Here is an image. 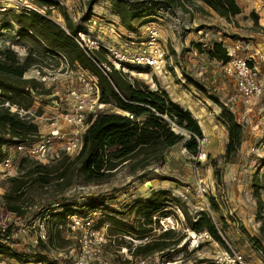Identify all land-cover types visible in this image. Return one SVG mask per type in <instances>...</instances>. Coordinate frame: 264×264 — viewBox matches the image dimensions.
<instances>
[{
    "label": "rangeland",
    "instance_id": "obj_1",
    "mask_svg": "<svg viewBox=\"0 0 264 264\" xmlns=\"http://www.w3.org/2000/svg\"><path fill=\"white\" fill-rule=\"evenodd\" d=\"M55 1L59 3V6H49L47 13L55 22L64 26L63 13H65L75 30L88 25L92 28L93 34L101 35L105 41L122 49L139 51L144 47L149 29L152 27L157 29L158 41L166 50L165 66L160 73L155 74L146 68L143 73L147 71V75L137 74L134 77L148 84L151 89L158 88L167 92L171 100L184 109H188L187 107L193 109L192 115L196 116L199 125L206 133L203 144L206 158L195 162L189 152H182L181 141H179L163 151L162 161L152 155H146L135 164L129 161L121 165L102 183L72 184L65 191V198L59 199L74 204L76 202L77 204L103 203L104 207H85L82 212L76 209L77 211L71 215L90 221L89 227L80 229L84 232L81 239H77L66 224L61 228L62 237L67 241L61 242L62 247L52 246L49 249L36 242L38 236L46 240L45 236L41 237L46 233L42 223L38 217H32L37 211L36 205L28 206L23 217L3 207L1 195L8 186L6 178L16 175L18 173L16 169L14 173L0 179V227L11 225L14 229L12 234L14 242L9 247L18 256L9 257L0 253V264H114L111 260H114L116 264H226L216 257L226 249L224 245L212 237L209 240L197 239L192 235L191 230L182 227L183 218L176 203L183 204L191 216L204 210L217 223L225 220L227 227L223 238L226 246L229 247L228 244H230L234 250L241 253L247 264L259 261H261L260 264H264V251L258 248V245L249 237H259L260 222L256 219L253 209V207L256 209V201L252 194L251 180L253 173L257 171V182H264V122L260 123L257 129L251 130L250 120L244 121L246 132H244L243 142L234 158L224 162L222 153L227 139V134L224 133L226 127L218 118L220 108L215 100L235 109L240 116L243 104L233 79L222 71L221 61L210 58L206 50L212 47L213 41L220 38L223 40L221 42L227 45L231 40L245 36L230 31L229 28L226 29L225 23L214 13L200 11L195 5V0L188 4V11L176 9L170 13L161 10L157 15L145 17L144 23L135 32H130L120 25L118 16L113 13L111 4L107 0H94L90 8L88 5L91 0ZM237 1L240 4V0ZM253 1L242 0L249 5L253 4ZM258 4L257 9L260 11L264 8V0H258ZM245 15L238 16L243 24H245ZM9 18V13L0 12V47L10 46L17 55L23 57L27 46L25 49L18 36V27L16 25L11 28L2 27ZM250 21H252L251 18ZM199 28L201 32L197 30ZM260 33V36L264 37V30ZM227 36L228 38H225ZM247 39L250 38L247 37ZM200 42L207 44L204 47L200 45L202 51L195 47V44ZM29 46L31 44H28ZM56 60L54 58L52 62ZM31 69L26 72V75H34ZM189 77L201 81L203 89L194 85ZM49 85L52 86L50 89L52 88L53 91L54 85ZM56 88L59 89L58 86ZM52 98L43 95L37 97L41 105L39 114L46 116L52 112L46 105ZM35 119L40 127L45 129L44 123L48 121L43 123L41 119ZM209 127L214 128V133L208 132ZM180 133L187 135L186 130ZM202 188H205L203 193L200 190ZM152 189L166 190V195L176 200L168 205L167 208L172 213L160 220L161 228L175 227L180 232L186 231V239L189 243L184 249L172 254L173 258L167 263H161L158 257L147 258L143 262L142 258L132 257L129 262L123 263V258L130 257L127 248L121 245L119 251H116L114 246H110L111 248L105 246L103 250L104 245L109 241L108 228L104 225L95 230L91 224H96V219L102 216V213L112 210L121 211L120 216L126 222H134L137 202L149 196ZM260 192L264 199V188H261ZM210 196L217 203V209L211 208ZM155 230L158 233L161 229ZM119 234L117 232L112 235L113 239ZM118 238L117 240H120ZM129 241L135 243L139 240L125 236L124 242L128 244ZM260 241L264 246V239ZM198 242H202L201 245L194 248ZM100 247V258L106 263H96L94 258L89 257ZM102 254L105 255L102 256ZM43 255L47 259L41 260ZM166 257L169 258V254H166Z\"/></svg>",
    "mask_w": 264,
    "mask_h": 264
},
{
    "label": "trees",
    "instance_id": "obj_2",
    "mask_svg": "<svg viewBox=\"0 0 264 264\" xmlns=\"http://www.w3.org/2000/svg\"><path fill=\"white\" fill-rule=\"evenodd\" d=\"M93 1L89 2V8ZM107 1L110 2L113 13L118 16L120 25L130 32H135L144 23L145 17L157 15L161 10L170 13L176 9L188 11V4L193 0ZM195 1L200 11L211 10L226 20L242 12L237 0ZM36 3L45 5L46 13L49 12V6H59L55 0H36ZM5 13H9L10 18L2 27L11 28L16 25L18 36L24 47L27 46V49L25 47L27 51L21 57L10 46L0 47V159L5 155L6 145L14 142H33L38 135V126L31 117L20 116L17 112L10 111L4 102L8 101L9 104L28 109L34 103L33 93L36 95L50 93L49 88H45L34 77H25V73L34 66L51 63L54 59L53 55L57 53L64 54L70 63L78 62L97 74L101 102L112 103L122 111L133 114L131 118L122 112H98L91 118L83 135L82 148L77 154L73 156L62 154L47 163L23 156L18 160V173L6 178L8 186L1 195L3 207L23 217L28 206L36 205L37 211L32 217H38L46 231L44 234L46 240L38 236L37 244L46 249L52 246L62 247L61 242L67 239L62 237L61 226L68 223V217L74 214L76 209L82 212L85 207H104L103 203L74 204L62 201L59 198H65L64 193L69 186L102 183L121 165L129 161L135 164L146 155H152L162 161L163 151L179 141L187 152L196 155L198 142L195 136L201 138L203 133L191 111L172 101L167 92L158 88L151 89L148 84L135 78L130 80L127 74L117 69H112L108 73V79L70 36L83 28L78 27L75 30L65 13H63L65 27L37 12ZM249 16L254 23L257 22L256 12L250 11ZM28 44L31 46L28 47ZM195 47L202 51L199 43L195 44ZM207 54L210 58L221 62H226L229 58L220 41H213ZM95 55L99 61L101 55L98 52ZM189 79L198 88L203 89L201 81L191 77ZM215 101L220 108L218 118L227 131L222 158L224 162H228L234 158L243 142L244 125L236 118L231 108L218 100ZM164 116L173 119L178 126L187 131V135L171 130ZM251 187L256 201L255 217L260 225L259 237H249L264 251L260 241L264 239V199L260 192V189L264 188V182H257V171L253 173ZM166 193V190L152 189L149 196L139 200L135 206L134 222H126L120 216L121 211L112 210L102 213V216L96 219V224H92V228L96 230L104 225L108 228L109 241L104 245L103 250L105 246L108 248L114 246L116 251H119L121 245L126 247L130 257L123 258V263L129 262L132 257L134 259L158 257L161 263H167L173 258L172 254L187 247L189 242L186 239V231L180 232L175 227L161 228L159 224L162 218L172 213L168 210V205L176 201ZM209 201L212 209L218 208L212 196L209 197ZM176 205L183 218L181 222L183 228L195 233L206 230L214 240L228 248L223 238L227 227L225 220L217 223L204 210L191 216L183 204L176 203ZM68 228L73 231L77 239H80L81 230L69 226ZM159 228L161 230L156 233L155 229ZM13 232L11 225L0 227V253L9 257L18 256L9 247L14 242ZM117 232L120 234L115 236V241L112 235ZM125 236L139 241L135 243L129 241L127 244L124 242ZM201 243H196L194 248ZM166 250L168 252H165ZM166 254H169V258ZM45 259L47 257L43 255L41 260ZM111 262L116 264L114 260Z\"/></svg>",
    "mask_w": 264,
    "mask_h": 264
},
{
    "label": "built area",
    "instance_id": "obj_3",
    "mask_svg": "<svg viewBox=\"0 0 264 264\" xmlns=\"http://www.w3.org/2000/svg\"><path fill=\"white\" fill-rule=\"evenodd\" d=\"M46 11L47 7L39 5L35 0H0V12L3 13L37 12L49 17ZM91 29L90 26L85 25L76 34H69L84 54L95 63L97 68L108 79V73L112 69H117L127 74L130 80L135 78L134 75L137 74L147 75V71L143 73L146 68H149L155 74L162 72L166 63V50L158 41L159 35L155 27L149 29L144 47L139 51L126 50L111 44L105 41L101 35L93 34ZM200 45L204 47L207 44L206 42H200ZM223 46L229 58L226 62H221L222 71L233 79L235 89L241 97L244 114L239 116L238 120L243 123L248 121L247 114L259 100H262V104H264V81L260 79L253 54L248 52L242 41L236 40L227 45L223 44ZM209 49V47L206 48V50ZM96 52L101 55L99 61L96 59ZM53 58L57 60L51 61L47 65L32 67L31 70L34 71V75L29 76L25 73V77H34L45 88L50 89L52 86L49 84L54 85L53 91L51 88L50 93L45 95L33 93V96H35L34 103L28 109L9 104L8 101L4 102V105L8 106L10 111L17 112L20 116L27 115L31 117L38 126V135L33 142H14L5 146V155L0 159V179L14 173L17 169L19 158L23 156L47 163L59 158L62 154L70 156L77 154L83 145L84 132L89 126L91 118L98 112H122L131 118L133 117V114L122 111L114 104L104 103L99 100L100 86L97 74L83 67L78 62L70 63L62 53L53 55ZM149 80L151 81V77H149ZM42 95L44 97H53L51 101H47L46 105L52 112L46 116L38 112L41 109V105L37 97ZM35 118L41 119L43 123L48 121V123H44L46 124L45 126L42 125L45 129L40 127ZM164 118L174 132L184 131L173 119L167 116H164ZM195 137L198 142V151L196 155H191V157H193L195 162H198L206 158V152L203 149L206 135L203 134L201 138ZM181 150L182 152H187L183 146ZM200 190L203 193L205 188ZM183 194L186 197L184 192ZM89 224L90 221L88 219L85 220V218L77 215H70L67 223L70 228L79 230L89 227ZM192 235L200 240L211 239L206 230L199 233L192 231ZM44 236V234L41 235V237ZM228 246L216 256L218 260L226 264H247L241 253L234 250L230 244ZM100 253L101 247L97 248L94 254H90L89 257L94 258L96 263H106L100 258ZM141 261L143 262L144 259H141Z\"/></svg>",
    "mask_w": 264,
    "mask_h": 264
},
{
    "label": "crops",
    "instance_id": "obj_4",
    "mask_svg": "<svg viewBox=\"0 0 264 264\" xmlns=\"http://www.w3.org/2000/svg\"><path fill=\"white\" fill-rule=\"evenodd\" d=\"M253 4H247L246 2H242L240 0V4L243 7L242 12L236 14L234 17L230 18L229 20L224 19L223 17L218 16L213 11L209 10L207 7L206 9L209 10L210 13H214L221 19L225 25L226 29L229 28L230 31H233L239 35H244V38H235L230 41L232 43L233 41H242L248 52L253 54V59L255 64L258 67L260 79L264 81V37L260 36V31L264 30V8H262L260 11L257 9L259 7L258 0H254L252 2ZM245 4V5H243ZM256 12L258 18L257 22L254 23L253 19L249 16L250 11ZM246 14L245 15V24L242 23V21L238 18L239 15ZM248 14V15H247ZM117 16V15H116ZM117 18V17H116ZM250 18L252 21H250ZM118 19V18H117ZM115 21V20H114ZM116 22V21H115ZM255 25V26H253ZM201 32V29H197ZM219 34V32H217ZM249 37L250 39H247ZM225 38H228L225 37ZM215 41H223L221 38L219 40ZM223 44V42H222ZM262 100H259L252 108V110L247 114L248 119L250 120L249 126L251 127V130L257 129L259 124L264 122V107H262ZM190 111H193L190 107H187ZM236 115V118L239 119L240 113H238L235 109H232ZM194 112V111H193ZM242 114H244V106L241 108ZM239 114V115H238ZM241 114V115H242ZM200 116H203L202 113H199ZM196 117V116H195ZM217 122H219L217 120ZM224 127L223 125H221ZM247 126V128H249ZM201 127V126H200ZM246 132V126H244ZM202 133L206 135L205 130L201 127ZM209 133H214V128L209 127L208 128ZM224 133L226 134V128H224ZM254 211L256 210L253 207ZM261 262V261H259ZM259 262L254 264H260Z\"/></svg>",
    "mask_w": 264,
    "mask_h": 264
}]
</instances>
